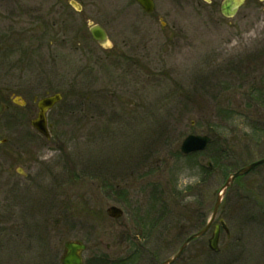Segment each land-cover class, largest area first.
Wrapping results in <instances>:
<instances>
[{"label":"rangeland","instance_id":"rangeland-1","mask_svg":"<svg viewBox=\"0 0 264 264\" xmlns=\"http://www.w3.org/2000/svg\"><path fill=\"white\" fill-rule=\"evenodd\" d=\"M68 2L0 0V264H62L67 241L85 245L82 264H158L204 226L218 194L214 220L247 218L245 264H263L264 163L220 189L264 157V0L232 17L222 0H155L152 15L134 0ZM53 92L46 139L30 120ZM188 135L210 141L185 155ZM183 168L200 182L181 192ZM209 236L172 264H227L223 232L216 252Z\"/></svg>","mask_w":264,"mask_h":264},{"label":"water","instance_id":"water-1","mask_svg":"<svg viewBox=\"0 0 264 264\" xmlns=\"http://www.w3.org/2000/svg\"><path fill=\"white\" fill-rule=\"evenodd\" d=\"M137 2L146 10L150 11L152 9V2L151 0H137ZM243 2V0H224L221 3L220 11L223 15L230 17L233 16L238 8V6ZM92 37L99 42L100 44L106 43V34L104 30L99 27L98 25H94L90 29ZM61 99V95L56 93L53 95H49L46 97H43L37 101V108L38 112L34 119L30 121L31 126L36 129L39 133H41L46 138H49V134L46 127V118L45 113L48 109H50L56 102H58ZM5 106L0 101V114L3 112ZM210 141V138L206 135H188L186 136L183 141L181 142L180 150L184 154H188L195 151H200L205 148L207 143ZM264 163V158L259 159L257 161H254L252 163H249L241 168H239L237 171L231 173L229 177L224 182L223 186L221 187L220 191L225 190L232 181L238 177L246 174L250 170H252L254 167H256L259 164ZM221 198L218 194L216 201L214 203L213 211L210 217V220H212L216 214L217 208L220 204ZM107 214L118 218L121 216L122 211L119 208H115L113 206L107 208L106 210ZM210 224V221L207 223V225L199 232L190 235L179 247L177 252L170 258L166 259L165 261L161 262L160 264H170L175 259L178 258V256L181 254L182 250L185 248L187 243L192 240L193 238L203 234V232L207 229L208 225ZM217 239H218V232L217 230L214 232L213 236L209 239V247L212 250L217 251ZM85 246L79 242V241H67L64 243V253L61 257V263L62 264H82L81 260V252L84 250Z\"/></svg>","mask_w":264,"mask_h":264},{"label":"flooded vegetation","instance_id":"flooded-vegetation-1","mask_svg":"<svg viewBox=\"0 0 264 264\" xmlns=\"http://www.w3.org/2000/svg\"><path fill=\"white\" fill-rule=\"evenodd\" d=\"M68 1L70 0H53V6H55V8H57L59 11L66 12V9H68L70 5ZM155 6H156V3H155V0H153V10L152 12L147 13L138 5V7L148 15H152L154 12H156ZM76 11L81 12V8L80 7L79 9L77 8ZM88 25L90 26V24ZM0 93H1V90H0ZM6 108H8L7 104H6ZM1 140L3 139L1 138L0 141ZM3 142L5 141H2L0 143H3ZM233 214H234L233 209H230L229 212L227 213L228 216H226L225 219H222L224 223V227L222 226V223L220 221L221 218H218L217 220H213V222L210 224L206 233L209 232V235H211L213 230L215 229V226L218 225L219 238L221 236V233L223 232V235L226 240L225 247L229 253L227 264H245V263H248L247 256H248L249 250H248V243L246 242V239H245V232L248 231L247 221L249 220L247 218L243 219L240 217L239 218L233 217ZM252 220L256 221L258 225H261V223L258 221L260 219H252ZM261 253L263 254V259H260L259 256H256V257L259 258L258 261H261V263L264 264V250L261 251Z\"/></svg>","mask_w":264,"mask_h":264},{"label":"clouds","instance_id":"clouds-1","mask_svg":"<svg viewBox=\"0 0 264 264\" xmlns=\"http://www.w3.org/2000/svg\"><path fill=\"white\" fill-rule=\"evenodd\" d=\"M51 153L48 150H44L42 155L40 156L41 159H48ZM200 182V175L197 170L183 168L176 173V188L178 191H186L188 186L196 185ZM194 197H186L185 203L190 202L193 200Z\"/></svg>","mask_w":264,"mask_h":264},{"label":"trees","instance_id":"trees-1","mask_svg":"<svg viewBox=\"0 0 264 264\" xmlns=\"http://www.w3.org/2000/svg\"><path fill=\"white\" fill-rule=\"evenodd\" d=\"M103 264H121V261H111V262H108V263H105L104 262ZM129 264H134V259H131L130 262H129Z\"/></svg>","mask_w":264,"mask_h":264}]
</instances>
